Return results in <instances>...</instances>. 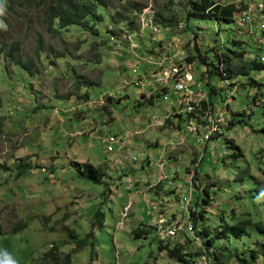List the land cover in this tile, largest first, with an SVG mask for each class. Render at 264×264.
<instances>
[{
  "label": "rangeland",
  "instance_id": "1",
  "mask_svg": "<svg viewBox=\"0 0 264 264\" xmlns=\"http://www.w3.org/2000/svg\"><path fill=\"white\" fill-rule=\"evenodd\" d=\"M60 1L0 0V19L8 25L0 30V165L8 167L0 170V255L11 264H62L68 254L70 264H185L169 254L170 243L153 242L146 202L160 199L186 215L183 198L197 170L191 209L203 212L198 221L214 238L216 264H264V87L249 84L264 86V69L244 76L223 66L226 78L217 58L234 50L244 51L246 62H260L264 49L237 33L233 22L187 17L190 0H105L99 8L104 19L92 21L96 31L71 25L52 32L47 12ZM181 51L206 56L210 70L219 65L223 74L211 73L199 57L192 61L202 74L196 81L224 120L204 162L186 114L174 108L181 97L173 81L165 91L136 85L149 80L155 56L176 58ZM14 56L32 62L30 69ZM124 132L134 133V148L152 165L140 159L120 177L117 167L124 169L107 152L105 138ZM162 158L165 178L148 188L158 180ZM84 162L104 172L109 184L81 177L77 165ZM98 211L104 217L99 225ZM140 227L148 238L135 236ZM92 230V239L76 249ZM54 246L55 257L44 260Z\"/></svg>",
  "mask_w": 264,
  "mask_h": 264
},
{
  "label": "built area",
  "instance_id": "2",
  "mask_svg": "<svg viewBox=\"0 0 264 264\" xmlns=\"http://www.w3.org/2000/svg\"><path fill=\"white\" fill-rule=\"evenodd\" d=\"M217 4L221 6L235 4L236 9L232 16V22L236 26L237 33L245 37H250L257 47L264 49V37L256 33L258 30L255 29L256 26L259 31L264 33V0H234L229 4H222L216 1L215 5ZM151 7L152 4L150 2L145 7L144 12L149 13ZM146 24V22H143L144 26ZM132 45L135 46L136 44L133 42ZM154 58L157 57L155 56ZM246 60L248 62L256 61L253 58H247ZM150 62L155 66L149 71L151 73L149 80H139L136 82V85L150 87L151 89L157 87L162 91L166 90L170 80L173 81L174 90L181 97L179 105L174 108H180L181 112L186 114V128L191 130L194 136L198 138L200 148L198 160L199 162L202 161L205 153L209 150V143L214 138L222 136V128L224 126V120L218 114H213V106L209 102L203 86L199 81H196V76H201L202 74L197 71L192 61L187 60L184 51L179 52L176 58L173 55L166 54L162 58H157L156 61ZM261 62L264 63V56L260 58ZM129 68L133 72L137 71L134 64H130ZM204 110H207V113H204ZM168 115L166 118L169 117ZM143 131L136 130L135 133L141 135ZM133 134L125 132L122 134L110 133L105 138L107 152L113 153L115 165L124 169L121 171L116 166L119 173H123L120 177L125 175L130 170V167H133L140 159L145 160L143 164L147 163L149 167L152 165L149 157L144 158L143 153L134 148L131 141ZM146 160L149 161L146 162ZM137 166L138 164L133 168H137ZM165 166L166 164L163 158L158 160L156 163V171L159 173L158 180L155 183H150L148 188L156 186L163 181L165 178L163 171ZM194 178L195 175L192 174L188 187V195L183 198L186 215L176 214L179 212L174 208L171 209L169 202L164 203L160 199L148 200L146 202L148 208L147 213L151 218L148 226L151 228V231L153 230L157 238L154 237L153 242L162 241L163 243H170L172 248L182 246L186 252L195 254L191 264H213L211 250L205 243L206 239L202 234L204 230L202 229L203 223L198 221L199 219L195 221L191 216L192 211H196V209H191L194 188L196 187ZM133 182L134 180L129 178V183L132 184ZM132 205L133 202L130 200L129 204L124 206L123 218L127 217L129 207L131 208ZM199 222H201L200 225ZM120 227H123V222L120 223ZM148 235L145 237L148 238Z\"/></svg>",
  "mask_w": 264,
  "mask_h": 264
},
{
  "label": "trees",
  "instance_id": "3",
  "mask_svg": "<svg viewBox=\"0 0 264 264\" xmlns=\"http://www.w3.org/2000/svg\"><path fill=\"white\" fill-rule=\"evenodd\" d=\"M106 1L105 0H61L58 4L53 5L49 8L48 12H47V22H48V28L50 31L52 32H59L60 29L63 28H67L71 25H77V26H81L83 28L86 29H96L94 28V23L93 22H97V21H102L104 19L103 14L99 11L100 7H104L105 6ZM190 11L188 13L187 17L195 16L197 15H208V16H214L217 19H224L227 22H232V16L233 13L236 9V5L235 4H229L226 6H221L219 4L215 5L216 1L215 0H190ZM93 21V22H92ZM57 23V25H56ZM20 46L19 43L17 44H13L12 49H18V47ZM185 53V51H184ZM186 55V53H185ZM157 58L159 56H156ZM201 58L202 60H205L203 63L206 64L208 66L209 71H218L220 72V63H223V66H225L226 69H228L229 72H231V74H234L236 71L239 72L238 75H244V76H248L250 75V73L252 71H260L264 69V64L261 62H257V61H252V62H246L245 61V54L244 51L243 52H236V51H231L224 53L223 54H219L217 53V58L219 60V65H215V68H213L212 70H210V66L209 63L207 62V57L206 56H202L201 54H198L197 58ZM16 63L19 65H22L23 67L30 69V67L32 66V62H27L29 64H27L25 61L21 60L20 58H18L17 56H14ZM194 56H188L187 60L189 61H195V59H197ZM233 61L237 62L238 68L233 67ZM221 73V72H220ZM222 74V73H221ZM223 75V74H222ZM226 78H230V76L226 77ZM249 84L251 86H255L258 88H262L264 87L263 85L258 84L256 81L251 80L249 82ZM165 91V90H164ZM154 99V97H151L150 100ZM0 105H1V100H0ZM212 105V103H211ZM213 106V105H212ZM214 109V108H213ZM239 153H240V149ZM208 152V150H207ZM205 153V157L206 154ZM239 153H236V156H240ZM242 154V153H241ZM204 157V158H205ZM204 162V160H202ZM30 168L29 165H26V169ZM8 170V167L2 166L0 165V170ZM77 170L78 173L81 177L86 178L90 181H93L95 183H102L104 182L105 184H109V182L105 179L106 178V174L104 172H101L100 169L98 167H96L94 164L90 163V162H84L82 164V166L80 167L79 164L77 165ZM198 171L196 170V175L195 176V180H198ZM107 182V183H106ZM196 187L199 188V183L197 181H195ZM205 185V184H204ZM206 185H209L208 183H206ZM204 192L207 196L208 199L209 198V194L208 191L206 189H204ZM205 199L203 202H205ZM197 205H199V200L197 202ZM201 219L204 218L203 212L199 213L197 210L196 211H192V217L194 218L195 221H197V219L199 218V215ZM103 215L101 211H98L96 213V217H95V222L98 225L102 222L103 220ZM248 222H244L243 225H247ZM207 225H205L203 223V236L205 237L206 241L205 243L207 244V246L210 248L211 250V254L213 257V264H216V257L213 254V245H214V238L211 237V233H206V229H207ZM20 229V226L14 228L12 230L13 233L17 232ZM94 229V228H93ZM208 230V229H207ZM244 229H241L239 232H243ZM3 233V225L0 222V234ZM149 232L147 230H144V228L140 227L137 228L134 231L135 236L141 238V237H145ZM94 235V231L92 230L90 232V234H88L86 236L85 239L77 241V246L76 249H80L84 246H86V244L92 239ZM71 236L73 237L74 234L71 233ZM208 237V238H207ZM164 245V243L162 241L159 242V246L162 248ZM167 247H170L169 245ZM59 247L58 246H54L52 248V251L50 253H48V255H45L44 260L46 261H50L55 257V251H58ZM169 254L173 257H176L178 259H180L181 261H183L185 264H191L193 262L194 259V253L192 252H186L185 248L181 247H174L172 249L168 248ZM71 263V254H68L66 256L65 261L62 264H70ZM0 264H11V260L9 257L7 256H3L0 255ZM53 264H60L59 262H54Z\"/></svg>",
  "mask_w": 264,
  "mask_h": 264
},
{
  "label": "clouds",
  "instance_id": "4",
  "mask_svg": "<svg viewBox=\"0 0 264 264\" xmlns=\"http://www.w3.org/2000/svg\"><path fill=\"white\" fill-rule=\"evenodd\" d=\"M3 9L0 8V15H3ZM8 29V25L4 22L3 19H0V30H4V31H7ZM135 44H136V41H133ZM252 62V61H251ZM221 70L222 72H224L227 76H228V73H226L225 69L223 68V63H221ZM170 117L166 118V119H169Z\"/></svg>",
  "mask_w": 264,
  "mask_h": 264
},
{
  "label": "crops",
  "instance_id": "5",
  "mask_svg": "<svg viewBox=\"0 0 264 264\" xmlns=\"http://www.w3.org/2000/svg\"><path fill=\"white\" fill-rule=\"evenodd\" d=\"M214 112H215V111H213V114H214ZM149 160H150V158H149ZM149 160H146V162H148ZM150 161H151V160H150ZM151 162H152V161H151Z\"/></svg>",
  "mask_w": 264,
  "mask_h": 264
}]
</instances>
